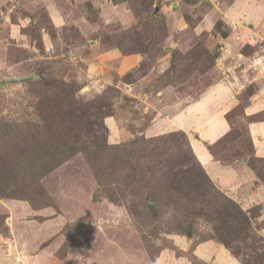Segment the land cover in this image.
Returning a JSON list of instances; mask_svg holds the SVG:
<instances>
[{
    "label": "rangeland",
    "instance_id": "obj_1",
    "mask_svg": "<svg viewBox=\"0 0 264 264\" xmlns=\"http://www.w3.org/2000/svg\"><path fill=\"white\" fill-rule=\"evenodd\" d=\"M218 1L0 0V201L29 204L31 211L15 225L43 228L48 264H151L161 251L176 248L178 236L189 238L186 254L194 264L202 263L193 248L205 240L223 245L231 241L225 246L233 255L239 253L243 261L255 256L257 264H264V222L259 219L264 207L244 210L249 224L241 221L246 228L233 239L224 211L229 203L217 199L216 188L204 178L185 136L179 131L139 133L157 108L167 104L168 111L178 110L216 76L212 68L207 70L216 57V44L210 39L227 26L217 18L218 11L210 13L215 3L226 4ZM51 3L61 12L58 26L49 17ZM249 9L255 11V5ZM113 49L143 53V63L152 68L149 84L140 87L151 94L144 100L143 110L149 109L140 129L131 123L138 112L130 87L102 89L104 84L86 76L93 56ZM24 76L33 78L6 80ZM255 87L251 83L242 98ZM157 88L165 92L162 98L153 94ZM113 89L120 94L113 95ZM100 100L113 104L118 123L126 126L127 135L112 144H122L121 148L107 151L100 168H93L78 152L37 178V171L52 162V154H61L62 143L71 148L78 138L90 139L84 129L71 130L81 118L104 114ZM63 107L68 118L55 129L52 118ZM242 109L231 114L235 126L228 157L249 150ZM44 119L50 129L41 128ZM40 128L44 136L38 134ZM51 132L57 135L54 149L48 148ZM127 152L134 157L123 163L120 157ZM4 218L0 214V223Z\"/></svg>",
    "mask_w": 264,
    "mask_h": 264
},
{
    "label": "crops",
    "instance_id": "obj_2",
    "mask_svg": "<svg viewBox=\"0 0 264 264\" xmlns=\"http://www.w3.org/2000/svg\"><path fill=\"white\" fill-rule=\"evenodd\" d=\"M225 1L224 6L215 3L210 12L218 11L217 18L227 25L223 28L224 32H218L216 38L210 39L211 43L215 41L216 44V75L221 73L223 77L215 76L199 96L184 102L178 110L168 111V105L163 104L165 106L155 110L153 118L139 133L148 136L174 131L186 133L193 153L210 179L247 211L264 207V181L249 164L253 156L264 158V62L254 68L249 61L264 54V0ZM55 4H49L47 10L51 21L58 26L62 19ZM252 5H255V11L249 9ZM222 43L227 46L220 51L219 45ZM144 55L139 52L121 54L116 49L99 52L87 63L85 74L104 84L102 89L115 85L126 91V87H130L131 96L137 100L133 108L138 112L131 123L138 129L142 126V116L149 109L146 107L143 110L144 100L146 95H151L146 92L147 89L141 90L140 87H146L153 75L150 74L152 68L149 69L143 63L146 58ZM166 58L165 61L169 63ZM126 75L130 78L125 79ZM132 75L135 78H131ZM251 83L256 84L255 89L248 92L247 98H242ZM153 94L162 98L161 94L165 92L157 88ZM241 105L247 121L245 136L249 140V150L242 155L228 157L227 148L234 138L235 126L231 114ZM233 118L234 123H237L236 116ZM105 123L111 144L118 143L123 135H127L126 126L119 124L114 116H107ZM30 211L31 207L24 201H0V214H5V223H0V264H48V249L44 245L47 235L43 228L35 225L20 228L15 225L18 223L16 220L27 216ZM259 219L264 222V212ZM187 239L178 236L173 243L176 248L161 251L151 264H194L189 259L191 256L186 254L190 247ZM13 240L20 250L14 251ZM193 251L202 264H243L241 259L218 241L198 242Z\"/></svg>",
    "mask_w": 264,
    "mask_h": 264
},
{
    "label": "trees",
    "instance_id": "obj_3",
    "mask_svg": "<svg viewBox=\"0 0 264 264\" xmlns=\"http://www.w3.org/2000/svg\"><path fill=\"white\" fill-rule=\"evenodd\" d=\"M175 52L176 51H174V53ZM212 66H215V57H213L211 63L207 67L208 68L207 70L212 68L213 69L212 72L217 74L215 67H212ZM218 75L219 76L216 75L217 78L220 76L222 77L221 73H219ZM108 86H111V85H108ZM108 86L106 88H109ZM117 92L120 94V91L118 89H113V95H115ZM100 102H102V103L99 104V106H100L99 108L102 109V112L104 113V114L101 113L102 116L96 115L93 118H92V116H90L87 120L81 118L80 121L74 122L73 127L71 125L72 123H70V126L72 127L71 131L77 130L80 132V131L85 130V132H87L91 136L90 139L88 138L86 140H82V139L78 138L72 142V144L73 143L74 144L76 143V144L74 146L71 145L70 146L71 148L68 147L70 145V143H65V142L62 143L63 144L62 147H60L58 149V150H61V148H62L61 154L58 153V155H57L56 153H53L52 154V158H53L52 162L49 164L47 169L37 171V178H43L46 174L51 172L54 168H56L62 162H64L66 159H68L71 155L76 154L78 152L85 154V157L87 158L88 163L93 168L96 166L95 164H98L99 166L97 168H100L103 161L105 160L107 151H110L111 149H120L121 148L122 144L112 145V144H109L107 142V136L109 134V130H108V128L104 122L105 116L112 115L120 123L121 121L119 120V116L117 114L118 112H115L112 109L113 104L111 107V103L105 102V100H100ZM109 105H110V108L108 107ZM240 107H242V105ZM105 108H107V110L108 109L109 110L105 111ZM121 109H123V108H121ZM85 116H86V114H85ZM66 118H68V114H67V112H65L64 107H63L62 110L59 109L57 111V114H54V118H52V124L54 125V128L57 129V128H60L61 126H63V124L66 122ZM68 120H70V119H68ZM41 125H42L41 128H49L50 129V127H51V123L46 119H44V121H43V123H41ZM41 128H40V130H41ZM37 130H38V128H37ZM179 132L182 133L185 136L186 140L189 142L186 133H184L183 131H179ZM171 133H175V131L171 132ZM38 134H40L41 136H44V134L42 133V130ZM56 136L57 135L55 133L51 132L50 137L48 138L50 141V143H48V146H49L48 148L54 149L53 147L58 145V143H52V141L55 142L57 140ZM69 149H71V150L69 151ZM191 151H192V149H191ZM192 153H193V151H192ZM125 154L126 155H124L122 157L119 156L120 161L123 163L124 162H131L133 159L132 157H134V156L128 152ZM38 156H39V153L36 154V157H38ZM193 156L196 159L197 164H198L199 168L201 169L202 174L204 175V178L210 183V185L212 187L214 186V189L216 188L215 195L217 196V199L219 201H223V200L228 201L229 205H228V207L224 208L225 209L224 211L227 213L226 220H228V222H230V224L229 223L227 224V226L229 228V233H231V236L233 239L240 238L242 228H246L245 225H241V224H242V222H245L247 225L249 224V220H250L249 216H248L249 214L247 212H245L237 202H235L233 199L228 197L223 191H221L215 185V183L210 179V177L207 175V173L205 172V170L203 169V167L201 166V164L197 160L194 153H193ZM249 164L253 168V170L256 172V174L261 178V180L264 181V158H258V157L253 156V157H251ZM236 220L239 221V224L241 225L240 227H237V224L235 223ZM262 226H263V224H262ZM230 242L225 241V243H226L225 245L227 247H230V245H231ZM233 254H235V253L233 252ZM236 256L238 257L239 253ZM241 261L243 262V264H257V259L255 256H251L249 260L243 261V259H242Z\"/></svg>",
    "mask_w": 264,
    "mask_h": 264
},
{
    "label": "built area",
    "instance_id": "obj_4",
    "mask_svg": "<svg viewBox=\"0 0 264 264\" xmlns=\"http://www.w3.org/2000/svg\"><path fill=\"white\" fill-rule=\"evenodd\" d=\"M227 46L226 43H222L219 45V50L223 51L225 49V47ZM249 61H251L252 65L254 66V68L259 67L261 64H263L264 62V54H260L258 57H254L252 59H250ZM257 66V67H256Z\"/></svg>",
    "mask_w": 264,
    "mask_h": 264
},
{
    "label": "water",
    "instance_id": "obj_5",
    "mask_svg": "<svg viewBox=\"0 0 264 264\" xmlns=\"http://www.w3.org/2000/svg\"><path fill=\"white\" fill-rule=\"evenodd\" d=\"M158 9H159V7L156 6L155 13ZM32 78L33 77H30V76H28V77L27 76H24V77H8L6 80H7V82H24L27 80H31Z\"/></svg>",
    "mask_w": 264,
    "mask_h": 264
}]
</instances>
